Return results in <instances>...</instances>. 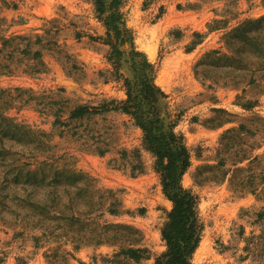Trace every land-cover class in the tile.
<instances>
[{"label": "rangeland", "instance_id": "374dc122", "mask_svg": "<svg viewBox=\"0 0 264 264\" xmlns=\"http://www.w3.org/2000/svg\"><path fill=\"white\" fill-rule=\"evenodd\" d=\"M115 8L191 154L192 264H264V0ZM106 32L95 0H0V264H155L167 250L173 206L141 130L117 111L71 119L126 98Z\"/></svg>", "mask_w": 264, "mask_h": 264}, {"label": "trees", "instance_id": "16d2710c", "mask_svg": "<svg viewBox=\"0 0 264 264\" xmlns=\"http://www.w3.org/2000/svg\"><path fill=\"white\" fill-rule=\"evenodd\" d=\"M118 1L114 0L109 7L105 0H95L98 18L107 30L106 38L97 40L110 48L111 74L123 84L126 98L100 107H78L71 113V119L92 118L112 111L131 118L142 132L144 149L155 158L163 193L173 206L162 230L167 250L155 264H192L204 227L197 212L198 198L183 185L191 167V154L183 136L175 132V124L169 120L168 96L156 84L155 65L133 47L130 51L124 49L132 39L115 11ZM78 180L73 177V181ZM77 201V197H70V209L77 206ZM124 254L136 260L141 257L140 250Z\"/></svg>", "mask_w": 264, "mask_h": 264}]
</instances>
